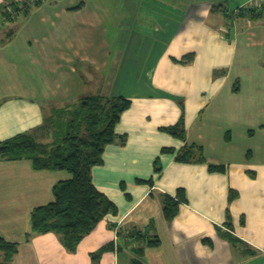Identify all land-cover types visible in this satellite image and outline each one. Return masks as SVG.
<instances>
[{"label":"crops","instance_id":"1","mask_svg":"<svg viewBox=\"0 0 264 264\" xmlns=\"http://www.w3.org/2000/svg\"><path fill=\"white\" fill-rule=\"evenodd\" d=\"M21 1L0 0V141L85 95L130 105L114 128L124 143L107 144L91 169L117 210L74 250L31 229L32 210L70 173L0 157V235L17 244L9 264H264V14L239 12L264 0H120L119 10L117 0H26L27 14L3 13ZM117 14L122 45L104 38ZM181 114L184 139L161 130ZM185 143L204 160H177ZM164 194L183 198L169 220Z\"/></svg>","mask_w":264,"mask_h":264},{"label":"trees","instance_id":"2","mask_svg":"<svg viewBox=\"0 0 264 264\" xmlns=\"http://www.w3.org/2000/svg\"><path fill=\"white\" fill-rule=\"evenodd\" d=\"M38 3L40 0H34V4ZM28 4L29 1L26 0L21 3H12L10 8L4 9L3 13L8 18L13 17L19 11L27 14ZM79 6L80 4L75 8ZM251 10L252 12L250 9L248 12L253 18L264 14L253 8ZM11 33L12 31H9L7 35ZM192 56L193 54L189 53L179 59V62L186 63ZM129 105L130 100L122 95H85L77 103L72 104L70 108L72 110L65 109L68 110L70 117L59 125L57 134L54 135L56 141H53L51 145L36 137L38 129L43 126L46 115L43 123L35 129L0 141V157L5 160L29 159L35 169H64L70 173V177L54 184L52 201L32 210V232L52 231L59 236L67 249L74 250L79 240L89 233L99 220L108 213L116 212L117 207L114 202L93 184L91 169L94 165L102 163V153L107 144L124 143L125 136L118 135L114 128L122 111ZM59 110L65 111L61 107ZM161 130L184 139L183 114L175 124L161 127ZM162 151H173V149L163 148ZM175 158L186 162L204 160L201 147L193 143H185L176 152ZM209 169L222 170L223 165L209 164ZM231 197H233L232 192L229 195V198ZM182 200L180 195H162V212L165 219L172 218L178 203ZM116 233L125 237H143L147 240V237L137 230L129 234L116 226ZM156 242L157 239L152 238L147 241V245H154ZM16 250V243L6 241L0 235V253L3 254L2 257L0 256V264H9ZM137 250V253H140V249ZM131 264L142 263L133 258Z\"/></svg>","mask_w":264,"mask_h":264},{"label":"rangeland","instance_id":"3","mask_svg":"<svg viewBox=\"0 0 264 264\" xmlns=\"http://www.w3.org/2000/svg\"><path fill=\"white\" fill-rule=\"evenodd\" d=\"M104 1H106V0H104ZM119 2H120V0H117V3H116V9L117 10H119L120 7L122 8V6ZM105 6L109 7V3H104L103 7H105ZM244 7H246V8H243V7L240 8L239 12L240 11H242V12H248L249 11L247 6H244ZM250 12H252L251 9H250ZM116 16H117V19H115L114 21L108 20V19L103 21L102 24H105V28H106L105 33L107 34V35H105L104 38L106 40H110V41H112L115 38L117 41V44L122 45V42L124 43L125 39L128 37V36H126V37L124 36V32H125L124 29L123 30L121 29L122 33H120V35L113 36V33L117 32V28L115 27L117 24L126 25L127 21H124L122 19V17H120V14H117ZM4 28H6V27L4 26ZM7 29H8V27L6 28V30ZM149 38H153V36H151ZM114 54L116 55L115 65L120 66L121 62L122 63L127 62V59L123 58L124 57L123 52H118V53L113 52V55ZM135 70L136 69H134V70L130 69L129 71L127 70V75L133 74L135 72ZM129 72H131V73H129ZM66 106H68V107H61V108H63L64 110L66 108L70 109L72 105H66ZM59 108H55V109L47 112L43 126L40 129H38V131L36 133V137L39 140H41L42 142L48 143L49 145H51L53 141H56L54 135L57 134V131L59 129V125H61V123L64 122L65 119L70 117V116H68V110L62 111V110H59ZM70 110H72V109H70ZM70 110H69V112H70Z\"/></svg>","mask_w":264,"mask_h":264},{"label":"built area","instance_id":"4","mask_svg":"<svg viewBox=\"0 0 264 264\" xmlns=\"http://www.w3.org/2000/svg\"><path fill=\"white\" fill-rule=\"evenodd\" d=\"M251 7L257 11H261L262 13H264V2H254V5H251Z\"/></svg>","mask_w":264,"mask_h":264}]
</instances>
